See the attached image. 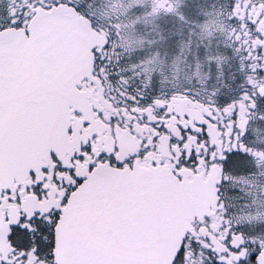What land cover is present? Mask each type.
<instances>
[{"label": "snow or ice", "instance_id": "snow-or-ice-1", "mask_svg": "<svg viewBox=\"0 0 264 264\" xmlns=\"http://www.w3.org/2000/svg\"><path fill=\"white\" fill-rule=\"evenodd\" d=\"M0 264H264V0H0Z\"/></svg>", "mask_w": 264, "mask_h": 264}]
</instances>
